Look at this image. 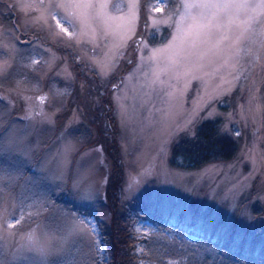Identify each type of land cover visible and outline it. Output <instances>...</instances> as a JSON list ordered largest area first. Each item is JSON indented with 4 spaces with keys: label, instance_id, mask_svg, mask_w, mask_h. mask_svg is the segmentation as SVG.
I'll use <instances>...</instances> for the list:
<instances>
[{
    "label": "rangeland",
    "instance_id": "1",
    "mask_svg": "<svg viewBox=\"0 0 264 264\" xmlns=\"http://www.w3.org/2000/svg\"><path fill=\"white\" fill-rule=\"evenodd\" d=\"M154 3L0 0V264H99L116 208L134 215L138 264L264 256V47L154 56L184 12ZM207 119L241 141L236 157L173 166ZM176 231L196 253L165 254Z\"/></svg>",
    "mask_w": 264,
    "mask_h": 264
},
{
    "label": "snow or ice",
    "instance_id": "2",
    "mask_svg": "<svg viewBox=\"0 0 264 264\" xmlns=\"http://www.w3.org/2000/svg\"><path fill=\"white\" fill-rule=\"evenodd\" d=\"M166 3L167 0H155L151 4L152 11L163 13L161 5ZM183 8L181 19L175 22L176 34L162 49L156 50L154 56L173 49L177 41L186 44L190 50H196L202 44L210 45L204 51H190L197 61H202L210 52L227 53L230 59L238 57L245 41L255 43L258 40L264 47V0H183ZM169 20L171 15L167 19L155 18L153 22L159 25ZM62 23V20L57 21L58 25ZM68 23L71 26V22ZM61 30L67 32L66 28ZM235 62L239 63V60ZM193 67L202 70L204 65L196 63Z\"/></svg>",
    "mask_w": 264,
    "mask_h": 264
},
{
    "label": "trees",
    "instance_id": "3",
    "mask_svg": "<svg viewBox=\"0 0 264 264\" xmlns=\"http://www.w3.org/2000/svg\"><path fill=\"white\" fill-rule=\"evenodd\" d=\"M220 124L219 119H207L197 125L194 136L191 137L182 133L177 142L173 143L170 157L171 164L179 168L196 169L215 161H230L234 159L240 149L241 141H236L231 135L223 132L220 129ZM117 210L116 208L113 218L114 225L106 233L108 245L113 253H111L110 257L99 261V264H138L136 231L134 232L130 225L134 220V215L130 212ZM163 221L160 216L156 218V222L162 225L161 230L155 233L157 236H166L168 234L167 226L171 231L173 229L171 224L165 225ZM122 224L125 226L120 228ZM177 232H174L171 237L172 241L166 242L165 240V243L172 245L164 246L166 249L165 251L163 250L165 254H170V252L176 254L196 253L197 248L189 247V241L183 240L182 237L178 236ZM117 234H123L119 240L115 238ZM215 246L218 249H223L218 244H215ZM224 249L226 250L228 247H224ZM209 257L205 256L202 261H198L197 257H191L188 261L196 264H208L209 262L210 264H216V261L214 263ZM222 264H264V256L249 260L242 253L234 254V257H229Z\"/></svg>",
    "mask_w": 264,
    "mask_h": 264
}]
</instances>
